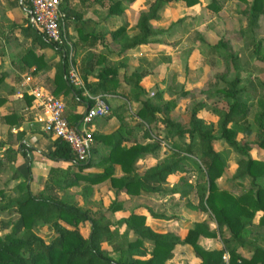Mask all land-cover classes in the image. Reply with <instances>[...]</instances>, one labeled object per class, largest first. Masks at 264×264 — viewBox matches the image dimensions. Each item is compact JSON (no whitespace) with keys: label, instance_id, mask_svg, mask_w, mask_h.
I'll return each mask as SVG.
<instances>
[{"label":"trees","instance_id":"1","mask_svg":"<svg viewBox=\"0 0 264 264\" xmlns=\"http://www.w3.org/2000/svg\"><path fill=\"white\" fill-rule=\"evenodd\" d=\"M20 1L23 6H27V0ZM170 1H179L187 7L198 4V0H152L145 10L138 13L134 34L126 33V22L108 32L110 40L117 43V56L124 55L126 50L137 45L146 44L164 31L162 28L153 27L152 24L158 19L160 9ZM240 1L248 4L244 30L253 33L258 15L264 10V0ZM91 2L101 7L105 6L101 25L109 16H124L123 7L131 4L133 0ZM206 7L213 11L218 10L216 0H209ZM59 8L64 14L66 37L70 38L68 34L70 25L76 33V39L72 41L73 54L81 46L94 48L102 41V31L93 29V26H99V23L83 18L80 11L71 7L70 0H59ZM25 15L26 25L22 29L24 35L31 36L32 42L40 47L48 46L60 51L59 62L50 79L48 90L50 93L56 98L71 94L73 98H83L84 103L90 104V101L81 94L83 90L90 95H113L117 92L119 88L117 68L122 66V63H108L103 51L88 53L78 62L83 88H76L67 79V46L64 45L63 48L45 39L29 23L27 11ZM89 24L92 26L89 27ZM84 27L88 28L87 31H83ZM260 42V39L253 41L252 51L264 66V55L258 52ZM220 46L221 42H218L210 49L217 51ZM21 63L26 68L33 66V71L46 67L43 55L31 47L23 51ZM95 66L98 67L93 72ZM219 78L223 79V87L215 88L213 92L221 94L228 102L224 108H212L217 116L215 125L198 115L203 104L197 103L189 111L188 126L181 128L168 116L158 118L164 114L163 110H169L174 103L160 100L151 105L147 100H138L137 86L140 74L132 72L127 77L123 75L122 79L130 83L128 101L133 99L137 102L133 111V115L138 119L135 124H128L127 117L119 111L123 108L121 105L109 109L105 116L114 114L118 125L109 133L91 134L92 142L84 161H77L61 138L52 137L51 150L41 153V156L50 162L65 163L66 166H50L40 189L31 192L28 183L20 180L14 185L17 195L11 198L4 195L0 182V219L2 216H8L11 211L18 215V222H8L6 231L0 233V264H166L177 244L189 246L198 264H264V248L251 246L252 253L248 257L236 251V248L246 241L248 234L264 226V186L256 182L257 178L264 177V162L251 158L247 153L250 149L249 144L240 143L236 138L237 134L248 127L247 114L252 105L249 91L250 89L256 91L257 88L259 94L254 101L257 111L253 121L262 136L255 143L264 150V79H257L255 84L247 86L240 83L237 72H234L231 78L225 79L223 76ZM1 79L0 75V81ZM153 98L159 100L161 97L155 94ZM23 99L28 107L32 106V97L23 94ZM80 116L81 113L73 114V118L68 116L65 118L69 124L75 125ZM1 120L12 126L17 125L23 117L8 113L2 115ZM151 130L158 138L162 134L161 138L170 141L173 135L186 139V142L181 145L172 143L168 154H164L153 166L138 174L133 168L134 163L142 155L154 153L159 145L156 141L141 143L132 136L141 132L143 138L148 137ZM21 135L22 132L16 134V141L19 140L16 147H10L5 142L2 145L6 146L0 155V175L9 168L11 170L9 180L20 178V173L12 165L14 156L16 154L24 156L29 151L26 145L20 143ZM216 139H222L229 149L239 155L233 163L234 168L230 176L233 186L242 187L238 193L220 188L216 182L229 165L223 151L214 149ZM93 140L102 145L104 153L101 156H94L97 149L92 145ZM192 157H195V160ZM187 165L196 172L194 180V188L198 193L196 208L212 216L216 230L209 229L206 220L194 221L180 238L172 232L154 230L145 223V215L140 213L128 211L112 223L104 212L87 208L92 186L105 180L109 187L114 189V195L119 192L131 196L140 193L158 195L164 192L160 184L167 182L168 177L176 176L167 194H181L186 187L191 186L189 184L185 187L179 186V183H184L182 174ZM90 167L101 168V171H85ZM116 167L119 175H115ZM243 179L247 181L246 187H243ZM73 186L79 190L71 192L70 188ZM59 190L62 191V195H54V192ZM83 204L87 206L83 207ZM106 209L112 212L121 210V202L114 198ZM257 212H260V215L255 223L253 219ZM148 215L166 221L176 219V215L155 213L151 210L148 211ZM82 223L88 224L89 231L86 236H82L78 230ZM16 224L20 226L19 229ZM41 225L52 234L48 241L37 232V227ZM117 225L121 227L119 233L116 231ZM128 232L133 235L131 239ZM216 234L219 235L222 247L204 249L199 245L200 236L215 237ZM111 237L118 239L117 251L122 254L126 252V256L114 258L110 256V250L102 247V242L108 241ZM144 242L150 244L149 250L144 246ZM224 253L227 254L226 260L222 258Z\"/></svg>","mask_w":264,"mask_h":264},{"label":"rangeland","instance_id":"2","mask_svg":"<svg viewBox=\"0 0 264 264\" xmlns=\"http://www.w3.org/2000/svg\"><path fill=\"white\" fill-rule=\"evenodd\" d=\"M80 1L81 0H70L71 7L80 11L83 16L89 15L96 17L97 21L102 19V16L105 14V6H100V8L98 4H96L97 6L95 7L98 9L99 15L93 13L94 16L91 8H88V4H93L91 2L92 0H82L81 3ZM151 1L152 0H134L131 5L123 7L125 9L124 16H109L101 26H93L94 30H100L103 33L102 41L93 48V51H103L108 63H122V66H118L117 70L119 73L123 72L125 77L132 72L140 74L139 85L137 86L139 89L137 95L138 100H147L151 105L160 100L174 103V106L169 110H163L164 114H161L158 118L161 119L164 116H168L172 121L177 122L181 128H186L188 126L191 107L197 103H202L203 108L200 109L198 115L205 121L215 125L217 116L214 114L212 108H224L228 102L221 94L213 92L215 88L223 87V79L219 78L220 76L227 79L231 78L234 72H237L241 80L240 83L247 86L251 85V83L255 84V80L257 79H264L263 62L256 58L252 51L253 41L255 39H260L261 42L258 52L260 55H264V10L258 15L254 32L250 33L244 30L247 20L246 12L248 4L243 1L216 0L218 5L217 11H213L206 7L209 0H198V4L189 7L179 1H170L164 4L160 9L158 19L152 24L156 28L161 27L164 29L160 36H155L145 45H139L128 50L124 56H117V43L110 40L108 32L115 29L116 26L123 22H126V33L128 35L134 34V24L138 13L145 10L147 4ZM249 1L250 0H246V2ZM0 2H4V0H0ZM14 3H16V0L10 2L5 1V7L10 6V8H14ZM10 12H12V10ZM87 29L88 28L84 27L83 31H87ZM68 34L70 38H66L72 49L70 53L68 52V57L70 54V62L72 63L74 61L78 63L80 59L84 58L92 51L90 52V50L84 48H77L76 53L72 55V41L76 39V33L71 28V25L68 27ZM218 42H221L222 45L219 47V50H211L210 48L215 46ZM56 54L57 56L60 55V51H57ZM97 67L98 66L94 67L95 71ZM255 87L257 86L255 85ZM120 88L121 89L117 90L114 94L115 96H110L105 99L109 109L119 104L123 107L128 100L130 83L122 79ZM249 92L252 105L247 114L248 127L242 133L237 134L236 138L240 143L245 142L249 144L250 149L247 152L248 155L251 154L257 157L258 160L262 159L264 162V150L255 143L262 135L257 131L253 121L257 111L254 101L258 98L259 93L257 88L256 91H251L250 89ZM207 93H209V95ZM23 94H25V92L21 93L20 100L24 101ZM155 94L161 98L159 100H154L153 96ZM59 99L63 102L64 108H66L65 101L61 98ZM136 105L137 102L135 101V103H131L129 107L125 105L123 108L125 111L123 109L119 111H122L121 113L125 115H127V113L130 114V111H134ZM30 117L31 123L29 127H39L37 122H33L32 113ZM130 118V116L127 117L128 122ZM94 122L96 123V121ZM11 135L8 129L6 132V130L4 131L0 128V148L4 142L10 147L16 144V138L13 136L11 137ZM136 135L140 142L143 141V139L139 137L140 133ZM150 135H154L153 130L150 131ZM159 137L160 138L151 140V142H158L159 146L155 150L156 154H154V156L153 154L151 156L142 155V159L134 163V170L141 172L150 162V160H148L149 157L157 160L158 157H160L159 153L161 152L162 154L161 147L167 149L169 153V148L172 143L181 145L186 142V139L174 137L173 135L170 141L161 138L163 137L162 134L159 135ZM144 142L146 143V140ZM147 142H149V140ZM213 147L215 150H222L230 164V169H227L225 173L220 176L221 178L219 177L220 179L217 178L218 180L216 179V182L220 183L222 186H226L227 181H230L229 190L233 193H238L242 190V187L232 186L230 176L233 171L232 165L239 155L229 149L222 139H216ZM2 152L0 151V155ZM163 153H165V151ZM192 159L195 160V157H192ZM9 174V170L2 172L0 175V182L4 190V195L14 198L17 192L12 190V186H7ZM195 176L196 172L193 168L188 165L185 166V172L182 174L184 183H179V186L182 185L185 187L188 184L193 185ZM175 179L176 176L170 177L166 183L160 184V188L163 189L164 192L159 194V197H154V199H145V206L148 207L147 204L151 205L155 211H164L168 215L183 213L184 210L189 208L186 203L195 206L198 197L196 190L195 192L191 190L185 197L180 198V203L176 195L173 193L167 194L168 189L171 187L169 184L172 185ZM256 182L264 186V177L257 178ZM242 184L243 187H246L247 181L243 179ZM107 186V181L96 184L93 187L94 191L90 197V200H92L91 203H89L88 206L87 204H83L82 206H87V208L91 210L97 209L100 212H104L106 218L113 223L124 213L122 211L124 208L116 212L106 209L110 203L108 202V204L104 205L107 199L104 195V190ZM78 190L75 188L70 189L71 192ZM54 195H62V191H56ZM173 197L175 200H173ZM123 206H126L127 211L132 210L138 207V200H132V198H130L126 202V205L124 204ZM206 217L210 218L209 215ZM8 222L17 223L18 215L11 211L8 216H2L0 219L1 234L6 231ZM190 224L191 223L188 221L176 219L172 222L163 223V226H156V229L161 228L165 229L167 232H175L181 235ZM19 227L20 226L17 225L18 229ZM78 230L82 236H86L89 231L88 224L82 223ZM116 231L119 233L121 227L117 225ZM37 232L45 241H48L52 235L50 230L43 225L37 227ZM128 237L131 239L133 235L128 232ZM117 240L118 239L111 237L108 241L102 242V247L110 250V256L114 258L126 256V252L122 254L117 251V246L119 245ZM249 243L263 246L264 234H258L254 237L251 236ZM144 246L146 249H150L151 247L147 242H144ZM192 256L193 253L189 248L185 251L184 249L176 247L173 251L172 259L170 262H166V264H192L190 261L193 259ZM196 261L197 260L193 261V264H195Z\"/></svg>","mask_w":264,"mask_h":264},{"label":"crops","instance_id":"3","mask_svg":"<svg viewBox=\"0 0 264 264\" xmlns=\"http://www.w3.org/2000/svg\"><path fill=\"white\" fill-rule=\"evenodd\" d=\"M5 1L10 2L12 0H4V2H0V8H1L0 9V75L2 77L1 82H0V99H2V102L0 103V119H1L2 115H4V114L14 113L18 116H22L23 120H21L17 125H12V126H9L8 124H6L2 120H0V128L3 129L4 131L6 130V132L8 129L9 133L12 134L11 137L13 136L15 138H16V135H14V134H17L18 132H22V135L20 137V143H23L24 145H26V147L29 148V151H27L24 156H21L19 154H16L14 156V162H12V165H13V168L16 169L20 173V178H17L16 180H9V183L7 182V186H12V190H15L14 189L15 183L17 181L24 180L28 183L29 190L31 192H35L41 188L42 183L44 182V180L46 178L47 170L50 166L65 167L66 164L62 163V162H50L41 156V153H46V152L51 150V148H52V137H49V136L43 134L39 130L38 126H36L35 128L29 127L30 123H31V121H30L31 120V117H30L31 113L33 114V120H34V112H33L34 107H33V104L31 107H28L27 104L25 103V101L20 100V95H21V93L25 92V94L27 96L32 97L29 93V90L35 86H41L46 90L50 89V79L54 73L55 68L57 67L58 62H59V55L57 56L56 50H54L48 46H41L40 47L37 43L32 42L31 36L24 35V32L22 29L26 25V21H25L26 7L22 5L21 1L16 0V3H14L16 6L14 5V8H10V6L5 7ZM131 4H129V5H131ZM95 6H97L95 3L89 4L88 8H91L92 14L94 13L96 15H99V12L97 11L98 9ZM11 10H12V12H10ZM124 14H125V9H124ZM82 17L85 19L86 18L92 19V20L98 22L99 25H100V22H102V19L97 21L96 17H92L89 15H86V16L82 15ZM27 18L29 21V17H27ZM88 26L90 27L92 25L89 24ZM71 28H72V25H71ZM158 28H161V27H158ZM98 44L99 43H97L96 46ZM141 45H145V44H141ZM137 46H139V45H137ZM29 47L33 48L36 52L41 53L43 55V59L46 63L45 68L37 70V71H33V66L26 68V66H24L21 63V55H22L23 51ZM79 48H84L86 50H90V52L94 50L93 48H87L86 46H81ZM130 49H132V48H130ZM130 49H128V50H130ZM128 50H126V52ZM126 52L124 53V55L126 54ZM72 55H73V52H72ZM124 55H122V56H124ZM70 59H71V56L68 59V61H70ZM72 64L75 66V68L78 71V63H75L73 61ZM93 72H95L94 68H93ZM78 74H79V72H78ZM117 76H118V80H119V88L117 90H119V89H121L120 84H121L123 72L119 73L117 70ZM103 96L105 99H107L108 97H110V96L113 97L115 95L114 94L113 95L105 94ZM128 97H129V95H128ZM60 98L63 101H65V106H66V108H64V115L65 116H68L69 118H73V114H80L83 112V110L85 108V103H84L83 98H77V97L73 98L71 96V94H67L64 96L61 95ZM133 102L135 103V100L130 99L129 101L127 100L125 103L129 107L130 104ZM119 105H117V106H119ZM136 106H135V108H136ZM124 107H125V105H123V108ZM123 110L125 111V109H123ZM122 115L125 117H128V116L131 117L130 121L128 122L129 125L135 124L136 121L138 120L133 115V111H130V114L127 113V115L122 113ZM94 121H96V123ZM33 122H35V121H33ZM117 125H118V120H117L116 116L114 114H111L107 117L102 116V117H99L97 119H93L89 123L88 129H89V131L91 130L90 131L91 134H93V133L105 134V133H109L112 130H114L117 127ZM138 133H140L139 137L143 139V141H141V143H145L144 142L145 140H146V142L148 140H149V142H151L152 139L158 138L155 135H149L148 137L143 138L141 136V132H137V133H135V135L132 136L137 141H139L138 136L136 135ZM157 140H159V139H157ZM18 142H19V140L16 142L15 145H13L11 147H16ZM159 144H160V142H159ZM92 145H93V147H96V149H97V153L94 154L95 157L101 156L104 153V149H103L101 144H99L98 142H94V140H93ZM5 146L6 145H4L0 148L1 152L3 151ZM160 149L162 151V154L160 152L159 153L160 157H158V158H161L164 154L168 153L167 149L162 148V147ZM164 151H165V153H163ZM152 154L154 156V154H156V153L154 152ZM152 154H145V155L151 156ZM249 156L251 158L258 159L257 157H255L251 154ZM141 159L142 158L140 157L136 162H139ZM148 160H150V162L144 167V169L141 172L135 170L138 174H142V172L146 168L153 166L156 163V160L153 159L152 157H149ZM261 161H262V159H261ZM233 168H234V164L232 165V169ZM227 169H230V164L228 165ZM6 170H9V173H10L9 176H10L11 170L9 168H7ZM6 170H4L3 172H5ZM85 171L99 172V171H101V168L90 167V168L85 169ZM119 173L120 172H119L118 168L116 167L115 175H119ZM227 176H229V175H227ZM170 177H174V176H170ZM170 177H168V178H170ZM220 178H218V179H220ZM105 181H107V180H105ZM105 181H103V183ZM167 181H168V179H167ZM100 183H102V182H100ZM164 183H166V182H164ZM164 183H162V184H164ZM217 184L220 188H224L226 190H229L230 181H227L226 186H222L220 183H217ZM95 185L92 186V192L94 191L93 187ZM169 186H171V184H169ZM71 188H75L76 190L79 189L76 186H73ZM191 190H193L195 192L194 183L190 187H186L181 194H175V193H173V194L176 195V198H178L179 203H180L181 202L180 198L185 197L188 193L191 192ZM92 192H91V194H92ZM234 193H236V192H234ZM104 195H105V197H107L106 203L104 202V205L108 204V202H110V200H112L114 198L117 199L119 202H121L122 209L124 208V210L121 209L124 212L122 214H125L128 212L126 210V206H123V205L124 204L126 205V202L130 198H132V200L137 199L138 200V207L134 208L132 210H129V211L145 215V223L150 225L154 230H157V231L165 232V229H161V228L156 229V226L159 227L163 223L172 222L176 219H179L181 221L185 220L186 222L188 221L191 224L194 221L206 220L209 229L216 230L215 222L212 219V216L207 212H203L199 209H198L199 211L197 210V208H196L197 201L195 203V206L189 205L186 203V205H188L190 209L188 208L187 210H184L183 213L174 214V215H176V219L166 221V220L154 219L148 215V211H150V210L152 212H155V213L166 214L164 211L163 212L155 211L151 207V205L147 204V202H146V204L148 207L145 206V201H144L145 199L146 200L154 199V197H159V194L154 195V194H150V193H147V194L140 193L138 195H132L131 196V195L125 194L124 192H119L118 194L114 195V189L110 188L109 184H108V186L104 190ZM90 197H91V195H90ZM90 197H89V200H90ZM162 200H163V198H162ZM173 200H175L174 197H173ZM91 201L92 200H90V203H91ZM184 205H185V203H184ZM207 215H209L210 218H207L206 217ZM259 215H260V212H257L255 215V218L253 219V222H255V223L257 222V218ZM188 227H186L185 230ZM185 230H184V232H185ZM184 232L181 235H179L175 232H172V233L178 235L181 238L184 235ZM258 234H264V226L261 227L260 230H258L256 232H252L251 234H248V236L246 237V241L242 245L238 246L236 248V251L244 257L250 256L252 253L251 246H259V245L254 244V243H249V239L251 238V236L254 237ZM198 243L204 249L222 247V243H221V240H220L218 234H216L215 237L200 236L198 238ZM176 247H178L179 249H184L185 251L188 248L190 249V247L187 245L177 244V245H175L173 251L175 250ZM259 247L264 248V244H263V246H259ZM147 250H149V249H147ZM173 251H172V257H173ZM172 257L170 259H168L167 262H170ZM192 258H193L192 260H190V259L189 260L193 264V261L197 260V258H195L194 256H192ZM195 264H198V260L196 261Z\"/></svg>","mask_w":264,"mask_h":264},{"label":"built area","instance_id":"4","mask_svg":"<svg viewBox=\"0 0 264 264\" xmlns=\"http://www.w3.org/2000/svg\"><path fill=\"white\" fill-rule=\"evenodd\" d=\"M27 2L25 7L31 26L57 46L64 48L66 45L70 53L72 49L65 36L64 14L59 8V0H27ZM66 74L69 83L76 88H83L78 71L70 61ZM29 93L33 98L34 121L38 123L41 132L50 137L61 138L68 145L74 158L77 161H84L92 142L89 123L109 112L104 96L90 95L83 90L81 94L90 101V104L85 103L77 123L71 125L64 116V104L59 98L41 86L31 88ZM222 258L226 260L227 254L224 253Z\"/></svg>","mask_w":264,"mask_h":264}]
</instances>
